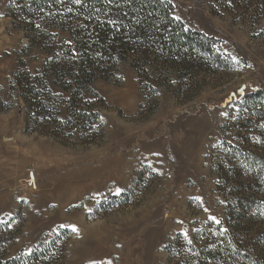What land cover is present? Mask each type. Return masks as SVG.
<instances>
[{
    "label": "rangeland",
    "instance_id": "374dc122",
    "mask_svg": "<svg viewBox=\"0 0 264 264\" xmlns=\"http://www.w3.org/2000/svg\"><path fill=\"white\" fill-rule=\"evenodd\" d=\"M170 1L176 18L216 39L231 67L181 76L154 66L139 75L131 60L121 61L86 91L101 125L82 134L34 119L11 88L19 70L33 72L46 55L25 48V31L7 14L10 0H0L4 257L41 245L39 264H204L177 251L209 243L227 216V193L242 182L224 145L239 144V89L264 87V0ZM53 89L42 94L48 103L62 99L65 120L68 94Z\"/></svg>",
    "mask_w": 264,
    "mask_h": 264
},
{
    "label": "trees",
    "instance_id": "16d2710c",
    "mask_svg": "<svg viewBox=\"0 0 264 264\" xmlns=\"http://www.w3.org/2000/svg\"><path fill=\"white\" fill-rule=\"evenodd\" d=\"M215 1L226 6L247 2ZM7 10L29 39L25 48L37 47L46 55L33 72L19 70L11 88L18 89L34 119L57 127L66 123L74 133L89 134L101 125L86 91L121 61L131 60L139 75L154 66L181 76L231 67L216 39L176 18L170 0H10ZM53 88L68 94L65 120L60 118L62 99L48 103L51 96L42 94H54ZM233 105L239 108L233 121L239 144L225 143L224 152L242 182L227 193L233 196L227 216L212 230L209 243L198 248L193 242L177 251L192 262L264 264V87ZM41 248L11 258L0 254V264H39L46 255Z\"/></svg>",
    "mask_w": 264,
    "mask_h": 264
},
{
    "label": "water",
    "instance_id": "95a60500",
    "mask_svg": "<svg viewBox=\"0 0 264 264\" xmlns=\"http://www.w3.org/2000/svg\"><path fill=\"white\" fill-rule=\"evenodd\" d=\"M244 86L239 89V94L243 97L245 95L244 93Z\"/></svg>",
    "mask_w": 264,
    "mask_h": 264
}]
</instances>
